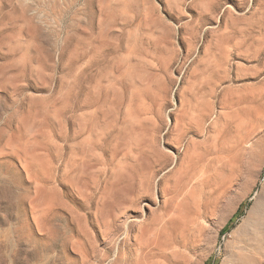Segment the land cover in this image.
Segmentation results:
<instances>
[{
	"label": "rangeland",
	"instance_id": "374dc122",
	"mask_svg": "<svg viewBox=\"0 0 264 264\" xmlns=\"http://www.w3.org/2000/svg\"><path fill=\"white\" fill-rule=\"evenodd\" d=\"M0 264H264V0H0Z\"/></svg>",
	"mask_w": 264,
	"mask_h": 264
},
{
	"label": "bare ground",
	"instance_id": "6f19581e",
	"mask_svg": "<svg viewBox=\"0 0 264 264\" xmlns=\"http://www.w3.org/2000/svg\"><path fill=\"white\" fill-rule=\"evenodd\" d=\"M85 58H83V66H82V74L84 79L86 78L87 72H88V67H87V62H85ZM128 103V102H127ZM143 104V103H142ZM144 106V105H143ZM143 108V107H142ZM79 111H82V108H78ZM120 109L119 107L116 108V113H115V120L116 122H118V118L120 117ZM71 111L69 109V107L67 108V113H66V120H65V151H66V161H67V169H75L79 172V173H83V165L81 164L82 161L76 159V153L75 151H79L78 153H81V147L80 145L82 144L81 141H79V138L81 137V132H76L75 128H74V124H72V118L70 116ZM128 114V111H127ZM84 117V116H83ZM126 116H123V118ZM127 118V117H126ZM91 122L90 124L92 125V123H97V120L94 117H91ZM86 128V127H85ZM84 129V128H83ZM87 129V128H86ZM119 131V130H118ZM83 133V132H82ZM84 134V133H83ZM91 135V134H90ZM90 137V136H89ZM104 137V136H103ZM207 138V137H206ZM107 139V138H106ZM89 140V139H88ZM101 140V139H100ZM86 143V142H85ZM78 147L77 150H75L74 147ZM99 145H95V148H98ZM122 151V150H121ZM79 154H77L78 156ZM115 158H117L119 156V149L115 152L114 154ZM98 158V157H97ZM102 158V157H101ZM94 159V158H93ZM124 159V158H123ZM93 161V160H92ZM97 161V160H96ZM99 161V159H98ZM118 163V162H117ZM127 173L129 171L128 167L126 168ZM187 179L191 180L192 178L187 176ZM180 188L181 187H174L172 189V192L170 193L172 196V200H174L176 197L179 196L180 194ZM166 189V188H165ZM165 191V190H164ZM166 192V191H165ZM165 198V197H164ZM169 198V197H167ZM171 198V197H170ZM138 201V200H137Z\"/></svg>",
	"mask_w": 264,
	"mask_h": 264
}]
</instances>
